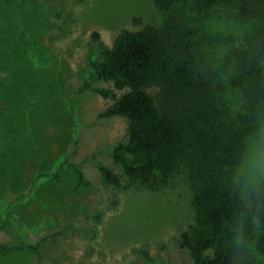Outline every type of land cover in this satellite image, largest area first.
I'll use <instances>...</instances> for the list:
<instances>
[{"label": "rangeland", "instance_id": "374dc122", "mask_svg": "<svg viewBox=\"0 0 264 264\" xmlns=\"http://www.w3.org/2000/svg\"><path fill=\"white\" fill-rule=\"evenodd\" d=\"M179 8L197 32L223 118L239 125L249 117L254 128L229 176L247 202L264 179V96L250 112L253 80L264 91V54L243 64L254 28L234 9ZM163 20L153 0H0V243L47 237L41 258L7 250L0 264H192L179 245L193 215L189 168L180 164L156 194L112 188L99 165L122 174L111 154L127 125L100 116L113 100L96 90L124 91L99 80L76 101L102 52L94 31L110 46L121 30ZM76 169L86 186H77ZM248 249L264 264L253 243Z\"/></svg>", "mask_w": 264, "mask_h": 264}, {"label": "trees", "instance_id": "16d2710c", "mask_svg": "<svg viewBox=\"0 0 264 264\" xmlns=\"http://www.w3.org/2000/svg\"><path fill=\"white\" fill-rule=\"evenodd\" d=\"M186 4L200 12L231 8L241 20L252 23V48L239 53L247 56L244 65H256L253 53L264 54V0H153L164 15L160 26L121 30L110 46L93 32L102 52L76 101L99 80L124 91L116 98L108 88L96 90L113 100L100 116L122 117L127 125L125 141L111 154L122 174L99 165L112 188L156 194L167 187L180 164L189 168L193 215L179 235V245L192 264H260L248 246L253 243L264 257V179L250 189L247 202L229 179L254 128L249 117L239 125L223 118L210 87L212 72L199 54L197 32L179 8ZM134 23L138 26L140 20ZM151 88L158 89L161 98L156 100ZM263 96L253 80L251 113ZM76 174L77 186H86L82 172L76 169ZM45 239L0 243V252L32 250L41 258Z\"/></svg>", "mask_w": 264, "mask_h": 264}]
</instances>
